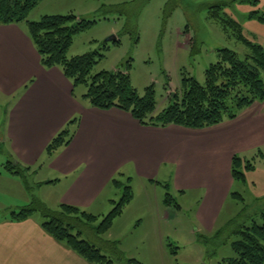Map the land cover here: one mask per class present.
<instances>
[{"label": "rangeland", "instance_id": "rangeland-1", "mask_svg": "<svg viewBox=\"0 0 264 264\" xmlns=\"http://www.w3.org/2000/svg\"><path fill=\"white\" fill-rule=\"evenodd\" d=\"M230 1L41 0L29 12L27 20H38L49 13H71L79 19L93 21L90 27L73 35L67 55L70 57L95 51L100 54L90 76L101 71L124 70L129 64L128 73L133 88L143 95L145 89L152 86L155 112H160L173 100V94L181 93L183 79L193 77L201 84L204 82V71L209 64L217 61L218 49H232L240 58L247 53L240 41L231 33H225L219 23L208 16L209 6ZM258 8L264 11V2ZM251 10L254 9L240 2L224 8L229 16L240 23L243 14ZM21 25L26 28L25 21ZM263 29L256 23L241 24L244 37L264 46ZM73 90L75 96L81 98L86 86L80 84ZM65 128L73 137L76 132L74 122ZM6 152L5 148L0 151V175L13 180L0 178V218L29 204L33 198L51 209H57L60 204L56 199L59 192L54 191V186L38 183L47 175L44 166L46 158L33 159L35 165H20L27 169L25 177L30 186L27 190L19 176L5 169L7 161L14 162L13 156L11 158ZM118 155L117 145H112L105 156L114 165L120 157ZM195 157L189 158L196 160ZM240 158L244 162L251 161L253 168L245 170L242 163L240 171L244 179L233 181L229 197L210 223L203 215H198L204 189L185 187L184 192H179L175 188V183H181L183 176L176 169L172 156L162 165L161 172L153 175L154 180L169 184L167 191L155 182L156 188H152L147 174L144 171L142 174L135 173L131 164L116 170L125 162L124 158L114 167L111 182L94 205L80 209L99 215V219L92 223L75 221L74 232L79 231L80 238L100 246L93 228L112 208L110 199L118 201L123 186L129 185L133 195L130 204L124 206L110 229L102 235L108 238L111 233L125 255V258L117 259L110 254L112 264H136L131 259L140 264H229L236 255L231 246L236 239L233 230L242 221L262 223L261 214L264 213V149H257L254 153H248L246 158ZM197 170L200 175V169L195 164L190 169L188 176L191 180L187 184L194 183L198 177ZM113 180L119 181L122 186L115 187ZM217 185L218 191L223 188L220 181H217ZM167 193L171 195L168 203L165 202ZM232 193H237L241 198L233 197ZM234 215V222L229 224ZM34 217L39 219L41 216L35 212Z\"/></svg>", "mask_w": 264, "mask_h": 264}, {"label": "crops", "instance_id": "crops-1", "mask_svg": "<svg viewBox=\"0 0 264 264\" xmlns=\"http://www.w3.org/2000/svg\"><path fill=\"white\" fill-rule=\"evenodd\" d=\"M239 2L254 9L251 11L264 13L258 8L264 0L226 3L231 7ZM249 13L243 14L240 25L256 23L264 28V21L248 17ZM27 32V25L25 28L21 22L0 23V145L13 161L35 165L33 159L45 157L47 175L39 185L54 186V191L59 192L58 203L81 209L94 205L111 182L114 167L124 158L116 170L131 164L135 173L147 174L152 188H156L155 182L167 191L169 184L154 180L153 175L159 174L172 156L183 176L175 188L179 192H184L185 187L204 189L198 215L210 223L231 193L230 185L235 180L231 175L232 157L246 158L248 153L264 149V100L253 102L233 119L200 129L141 124L119 108L91 106L84 97L86 91L82 99L75 96V86L61 67L41 63ZM71 122L76 132L69 144L47 154L48 142ZM112 145H117L120 156L114 165L105 156ZM195 164L201 174L197 170L194 183L187 184ZM4 176L0 178L13 180ZM217 181L223 186L219 191ZM9 213L0 218V264H94L46 233L41 217L37 219L32 214L15 221ZM112 237L109 233L105 239L117 242Z\"/></svg>", "mask_w": 264, "mask_h": 264}, {"label": "trees", "instance_id": "trees-1", "mask_svg": "<svg viewBox=\"0 0 264 264\" xmlns=\"http://www.w3.org/2000/svg\"><path fill=\"white\" fill-rule=\"evenodd\" d=\"M41 0H0V23L12 24L26 22L28 34L37 48L41 63L47 67L59 66L63 74L71 79L74 86L85 85L84 97L91 106L100 109L112 107L127 111L141 124L160 125L175 124L187 128L200 129L233 119L245 107L255 101L264 100V47L243 36L241 25L229 16L224 8L229 3L221 2L208 8L209 18L217 21L225 33H231L247 49L243 58L229 48L217 50L218 59L204 71V82L195 78L182 80L180 94H173V100L160 112H155L156 101L152 86L139 95L133 88L128 73L129 64L124 70L101 71L90 76L94 64L101 57L95 52L76 56H68L73 35L90 27L94 22L79 19L73 14H47L38 20H27L29 12ZM248 17H256L264 21V13L251 11ZM263 76V78H262ZM72 135L68 129L59 132L46 146L47 154H52L59 147L69 144ZM0 151H3L0 145ZM243 164L245 170L253 168L251 161H243L238 156L231 159V175L235 180H243L240 171ZM5 169L21 178L25 189L30 186L25 177L26 168L17 163L7 161ZM115 186L122 184L113 180ZM234 196L241 198L237 193ZM132 190L124 185L118 201H111L112 208L93 228L100 246L80 238L79 231L74 232L76 222L92 223L99 216L81 211L78 207L60 204L57 209L47 207L39 199L33 198L29 204L17 211H10L12 220L20 221L38 212L42 218L41 226L55 240L64 242L83 259L95 264H112L109 255L117 259L125 258L118 243L102 237L113 220L119 216L126 204L132 199ZM171 195H165V202H170ZM262 223L242 221L233 230L236 239L231 243L235 252L229 264H264V213ZM235 218L231 220L234 222ZM136 264H140L131 259Z\"/></svg>", "mask_w": 264, "mask_h": 264}]
</instances>
